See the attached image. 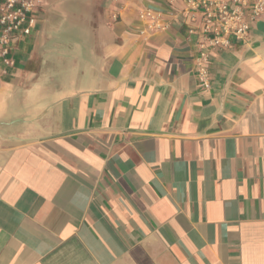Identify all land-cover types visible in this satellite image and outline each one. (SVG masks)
Returning <instances> with one entry per match:
<instances>
[{
	"label": "crops",
	"instance_id": "0c3cea01",
	"mask_svg": "<svg viewBox=\"0 0 264 264\" xmlns=\"http://www.w3.org/2000/svg\"><path fill=\"white\" fill-rule=\"evenodd\" d=\"M181 8L38 9L0 70V264H264V18L205 89Z\"/></svg>",
	"mask_w": 264,
	"mask_h": 264
},
{
	"label": "built area",
	"instance_id": "2783aa9c",
	"mask_svg": "<svg viewBox=\"0 0 264 264\" xmlns=\"http://www.w3.org/2000/svg\"><path fill=\"white\" fill-rule=\"evenodd\" d=\"M182 3L174 23L187 28L194 37L197 58L195 67L198 83L205 89L211 87L210 65L220 52L234 42H245L254 23L264 18V0H168L171 5ZM46 0H0V70H14L15 44L30 36L37 27L38 9ZM145 29L163 33L170 24L153 9L139 15ZM117 19V15L113 17Z\"/></svg>",
	"mask_w": 264,
	"mask_h": 264
}]
</instances>
